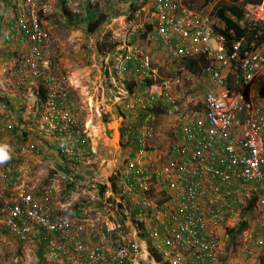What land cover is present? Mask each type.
<instances>
[{
  "label": "built area",
  "instance_id": "built-area-1",
  "mask_svg": "<svg viewBox=\"0 0 264 264\" xmlns=\"http://www.w3.org/2000/svg\"><path fill=\"white\" fill-rule=\"evenodd\" d=\"M56 1L13 0L16 22L6 38L20 39L27 50L14 58L12 72L17 84L34 80L45 89L39 130L59 138V152L68 164L89 167L95 157L86 144L88 129L67 105L71 80L55 58L57 42L45 25ZM148 3L152 19L147 43L171 60L203 56L207 63L198 75L186 68L171 70L169 77L162 78L159 94L132 95L129 100L115 95L116 101L126 99L123 111L145 112L140 131L135 133L133 158L122 164L116 176L121 194H140L133 220L136 229L132 231L111 215L109 208L97 212L101 237L90 252L91 261L144 264L145 240L152 248L166 249L164 264H224L220 237L230 224L244 217L253 199L257 211L252 214L253 227L245 235L256 245H264V40L257 42L255 36L240 56L242 37L227 54L226 40L214 31L215 22L207 11L185 0ZM236 22L252 28L264 25V0L247 3L243 17ZM212 39L215 46L210 48ZM120 51L121 63L110 69L107 80L118 91L122 87L117 94L129 96L120 74L134 57L149 70V59L128 43ZM159 97L165 113L175 120V137L166 149H157L150 142ZM0 145L8 146L9 170L21 153L33 149L31 144L16 147L1 138ZM36 187L34 182L22 181L15 193L0 198V234L7 232L26 241L33 237L35 226L50 231L55 237L44 253L49 261L59 260L65 252L84 251L80 224L59 216L57 208L36 195ZM156 190L160 201L155 198ZM63 264L80 261L66 258Z\"/></svg>",
  "mask_w": 264,
  "mask_h": 264
},
{
  "label": "crops",
  "instance_id": "crops-1",
  "mask_svg": "<svg viewBox=\"0 0 264 264\" xmlns=\"http://www.w3.org/2000/svg\"><path fill=\"white\" fill-rule=\"evenodd\" d=\"M140 3L141 5L137 0H57L54 11L45 18V24L51 28L57 42L55 58L71 80L67 105L78 122L88 129L86 144L93 151L95 165L83 167L68 164L59 152V138L41 132L38 128L43 109L40 101L46 92L43 86L38 87L37 84H31L35 85L33 88L30 84L16 83L12 72L14 58L17 53L27 50V45L18 38H6L16 22V11L13 0H0V138L11 141L16 147L22 143L33 145V149L19 155L12 170H9L8 160L0 163V198L15 193L22 181L34 182L37 184L36 195L41 200L57 208L59 216L80 224L85 243L84 251L65 252L59 260L49 261L44 253L49 240L55 237L50 231L35 226L33 237L26 241L7 232L1 233L0 237L17 239L24 248V252L18 254L13 261L16 264L30 263V257L34 261L30 264H63L66 258L79 260L80 264H107L102 259L93 263L90 257V252L95 250L101 237L95 215L105 208H109L111 215L126 223L132 231L136 229L133 220L139 208L137 202L140 194H121L117 190L116 176L123 164L120 143L127 140L134 130L135 133L140 131L145 112L141 109L120 113L115 110V106L112 109V105L121 107L120 104L129 100L132 95L145 97L148 93L159 94L160 90L158 85H147V69L140 62H134L137 61L134 57L132 63L127 62L126 73L124 71L120 74L122 85H132L133 91L124 86L129 96L114 102L104 95L108 73L102 75L99 66H96V60L103 59L105 67L109 69V63L107 65L106 62L110 55L103 50L100 53L97 47L105 46L113 37L112 34L124 36L128 32V39L116 44L115 51L113 50L115 54L121 55L120 49L126 43L129 48H141L137 46L140 40L138 35L144 31H141L142 25L134 23L132 18L139 9L149 6L148 1L140 0ZM100 16L104 18L100 19ZM96 21L98 24L95 31L89 33L88 25ZM136 29L137 36L134 37ZM119 39L120 37H114V41ZM96 51L98 54H105L103 58L98 57ZM146 58L149 59L148 56ZM118 63L121 62L110 65L111 70ZM94 71L95 74H92ZM115 89L118 91V88ZM121 89L120 86L119 91ZM159 102L164 103L161 100ZM21 116L24 121L20 119ZM157 119L158 117H154L151 120L156 130L154 137L158 132ZM168 119L175 126L174 117L170 115ZM127 149L129 150V146ZM132 151L129 150L132 153L130 158H133L134 149ZM154 192L156 200L160 201L161 194L157 190ZM224 237L225 233L220 237L221 261L226 255L223 253ZM142 245L146 249L143 254L144 264H164L162 259L166 249L152 248L145 240ZM246 247H239L227 256L224 264H263L262 257H256V253L252 251L247 252ZM229 251L231 252L230 248Z\"/></svg>",
  "mask_w": 264,
  "mask_h": 264
},
{
  "label": "rangeland",
  "instance_id": "rangeland-1",
  "mask_svg": "<svg viewBox=\"0 0 264 264\" xmlns=\"http://www.w3.org/2000/svg\"><path fill=\"white\" fill-rule=\"evenodd\" d=\"M143 1V0H142ZM187 3H189L191 6L198 8V9H202L207 11L208 13H210L211 17L213 18L214 22H215V26L216 27H221L222 24L219 22V20H217V18L215 16L212 15V11L214 6L219 2V1H228V0H185ZM241 1V0H239ZM138 4L141 5L140 0H137ZM144 5V4H143ZM149 7H146L145 9H139L137 14L134 15V17L132 18L134 23H140L142 25V30H144L145 25H148L149 22L152 19V10H151V5L148 3ZM46 25V24H45ZM135 35L134 37L137 36V29L135 30ZM142 33H139L138 38H140L139 40V44L137 46L141 47L140 50L142 52V54L144 56H148L149 57V70H147V74L148 76L146 77V80H150V81H145L147 83L148 86L152 87L153 85H158V87L161 84V80L162 78H166L170 76L171 70L173 69H179V68H184L185 63L183 62V60H171L168 56H166L163 52H160L158 50L153 49L148 43H146L147 41H145V38H143V36L141 35ZM113 37H111L109 39V42H107L105 44V46L103 47H107L109 48L108 52L106 53L107 55H110V58L107 62V65L109 63V69L107 67H105L106 65H104V61L103 59H99L96 60V66H99L100 72H102V75L105 74V72H107L109 74L110 69L112 68V66L110 67V65H115L118 60H119V54H115L113 53V50L115 49L116 44L123 42L124 40L128 39V32L127 34H123L124 36L120 35H116V34H112ZM122 36V37H121ZM114 37L119 38L120 39L117 41H114ZM215 46V41L214 39H212L210 41V48H213ZM95 48V46H94ZM115 51V50H114ZM112 52V53H111ZM98 57H102L105 54H98V52L96 51ZM18 55V53L15 55V57ZM103 58V57H102ZM166 59H168L166 61ZM105 68V71H104ZM151 70H154V72H151ZM95 74V71L92 73ZM95 79V78H93ZM108 78L106 77V81H105V91H104V95L106 97H109L112 101L114 100V102L116 101L115 98H113V96L115 97H128L126 95V93L124 92H120L117 94L118 91H116V87L114 85H112L111 83L108 82L107 80ZM118 81V80H117ZM118 86L120 85L119 81L117 82ZM23 84H30V86H34L35 85H31V84H38V81H34V80H26L24 81ZM89 84V83H88ZM124 86L126 87V85L124 84ZM33 87V88H34ZM128 88V87H127ZM130 89L132 90V85L130 86ZM133 91V90H132ZM123 98V99H124ZM161 99H158V102ZM163 101V100H161ZM164 104L163 102H159L156 107V114L155 117H158L157 119V134L155 135V137H151L150 142L151 144L156 147L157 149H166L169 147L170 143L173 141L174 137H175V133H176V128L173 125V122L171 123V120H169L168 118L170 117V115L166 114L164 111ZM113 106H115V110L118 112L119 108L116 104L112 105V109ZM163 107V108H162ZM173 116V115H171ZM21 120L24 121V118L21 116L20 117ZM107 120V119H105ZM135 131V130H134ZM156 131V130H155ZM121 149H122V156H121V162L124 163L127 159L130 158V154L129 150H133L135 148L134 145V141L133 143L126 141L124 139V141H122L120 143ZM129 146V150L127 149V147ZM133 152V151H132ZM71 164V163H69ZM76 164V163H75ZM78 165V164H76ZM80 166L83 167H87L86 165L83 164H79ZM78 165V166H79ZM93 165V164H92ZM95 165V163H94ZM257 211V205L256 202H253L252 207L249 211V213H245L244 217H241L240 219H238L234 224H230V226H228L226 228V232H225V237H224V243H223V248L225 249V251H223V253H225L226 255L224 256V260L227 256H230V254H232L234 251H236L239 247L242 246H247L248 249L254 253H256V257L261 256V260L263 261L264 264V245L263 246H258L254 243L253 238H248L245 235V232H249L250 229L253 227V216ZM242 219H246L247 220V226L245 228V230L239 234H235V236L233 238H229V228H236L239 223L242 221ZM232 225V226H231ZM227 247V248H226ZM229 248L231 250V252L229 251ZM24 248L21 247V245L19 244L17 239H14L12 237H0V261H8V260H12L15 261L16 256L18 254H22L24 252L23 250ZM227 249V250H226ZM31 252V251H30ZM31 259H29L30 263H33V258L30 257ZM227 259V258H226ZM27 263V264H30ZM248 264V263H247ZM251 264V263H249Z\"/></svg>",
  "mask_w": 264,
  "mask_h": 264
},
{
  "label": "trees",
  "instance_id": "trees-1",
  "mask_svg": "<svg viewBox=\"0 0 264 264\" xmlns=\"http://www.w3.org/2000/svg\"><path fill=\"white\" fill-rule=\"evenodd\" d=\"M143 1H148V0H143ZM256 1H259V0H241V1L228 0L226 2L219 1L214 6L212 15L215 16L217 20H219L223 25L221 27L214 26V31L225 38L226 40L225 50L227 54L232 53V44L236 41H240L242 37L244 40H242V43L240 44V50H239L240 56H242L244 50L248 48L247 43L250 40L254 39L255 36H256L257 42H261L264 40V25L252 28L250 25L241 26V25H238L236 22L243 17L244 6L247 3L256 2ZM232 17L235 18L236 20H234ZM99 18L102 19L104 18V16H100ZM97 24H98L97 21L94 23H90L87 28L88 32L89 33L94 32ZM150 29H151V26L149 24L145 25V28L143 30L144 32L141 34L143 38H145V40H146V32H149ZM258 29L260 30V33H257ZM97 48L100 53L108 52L109 50V48L107 47L103 48V46L101 45H99ZM102 50L103 52H101ZM133 61H131L130 63H132ZM134 62L138 63L139 61H134ZM183 62L185 63L184 68H186L187 70H189L191 73L195 75H198L201 72L203 66L206 65L207 63V61L205 60L203 56L197 59H184ZM126 71H127V68L124 73H126ZM130 86L131 85L127 84L126 88L128 87L130 89ZM123 102L120 104L121 107L119 106L120 113L123 111V108H122ZM123 132H124V129H122V133ZM134 135H135V131L132 132V135H130L126 141L129 140L130 144L131 142L133 143ZM253 201L254 199L250 201V203L245 208L244 213L246 214L249 213L252 207ZM246 226H247V220L242 219V221L239 223V225L236 228H229V238H233L235 234H239L243 232ZM155 257H157L156 254H155Z\"/></svg>",
  "mask_w": 264,
  "mask_h": 264
},
{
  "label": "clouds",
  "instance_id": "clouds-1",
  "mask_svg": "<svg viewBox=\"0 0 264 264\" xmlns=\"http://www.w3.org/2000/svg\"><path fill=\"white\" fill-rule=\"evenodd\" d=\"M9 152H8V146L7 145H0V163L8 160Z\"/></svg>",
  "mask_w": 264,
  "mask_h": 264
}]
</instances>
